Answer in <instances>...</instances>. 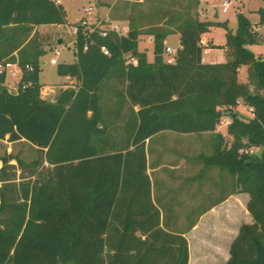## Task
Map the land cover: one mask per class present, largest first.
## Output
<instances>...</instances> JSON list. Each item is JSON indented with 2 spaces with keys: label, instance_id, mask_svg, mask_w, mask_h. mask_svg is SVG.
I'll return each mask as SVG.
<instances>
[{
  "label": "trees",
  "instance_id": "16d2710c",
  "mask_svg": "<svg viewBox=\"0 0 264 264\" xmlns=\"http://www.w3.org/2000/svg\"><path fill=\"white\" fill-rule=\"evenodd\" d=\"M190 6L145 31L131 20L126 36L69 24L78 28L76 61L59 64L57 74L76 84L51 102L40 82L45 38L34 30L67 25L66 10L54 0H0V64L21 71L15 93L0 73V140L28 142L38 153L31 162L0 157V264H188L184 238L172 261L167 243L142 241L134 235L139 227L118 220L126 191L132 201L150 197L147 140L164 131L212 133V154L201 156L205 167L236 178L253 220L241 225L226 264H264V59L249 49L264 36L241 13L232 32L227 21L194 18ZM257 14L264 26V8ZM176 22L180 48L168 64L165 41ZM213 27L226 31L224 47H211L226 48L222 63L203 62L202 36ZM143 34L153 37V62L139 49ZM127 57L137 64L127 65ZM242 67L247 83L239 80ZM240 99L253 108L252 119L235 111ZM224 115L230 140L216 133ZM120 122L122 139L113 135ZM258 147L262 154L250 155Z\"/></svg>",
  "mask_w": 264,
  "mask_h": 264
},
{
  "label": "crops",
  "instance_id": "0c3cea01",
  "mask_svg": "<svg viewBox=\"0 0 264 264\" xmlns=\"http://www.w3.org/2000/svg\"><path fill=\"white\" fill-rule=\"evenodd\" d=\"M54 1L63 5L60 1ZM114 3L109 4L101 0L96 5L98 9L104 11V15L110 16ZM201 16L203 17L201 21H212L206 19L205 12ZM219 18V12H216L212 22L224 23ZM253 25L257 32L264 27L259 26L258 22ZM55 26L58 25H40L35 27L34 32L53 30ZM64 26H68V24ZM229 27L231 28L230 22ZM210 32H212V28ZM210 32L202 36L203 45L206 47L203 53V62L211 64L225 62V49L211 48L224 46L225 43L215 44L213 39L209 37ZM144 38L147 39L145 40L147 46H143ZM60 39L62 38H59L58 41ZM62 40L64 43V39ZM166 47L178 51L180 48V34L178 32L168 36L165 41ZM250 47L253 48V46ZM139 49L147 53L149 62H153L154 42L152 36L142 35L139 40ZM214 50L217 52H213ZM260 54H264V52H259L256 55ZM163 57L166 62L167 56L163 55ZM136 64L137 62L134 65ZM11 70L17 73L15 77L19 81L21 76L18 66L13 64ZM64 78L65 81L72 79L70 77ZM64 89L67 88L64 87ZM44 93L42 90V98L51 102H55L59 96L48 99ZM135 109L138 110V107ZM216 133H221L224 137L227 136L219 126ZM168 134L181 140L168 143L164 140V136ZM206 135L210 138L208 150L212 154V133L181 134L164 131L155 135L151 141L147 140V173L152 183L150 197H138L132 201L129 197L132 191H126L128 196L123 197L124 207L122 211L124 213L119 216L118 220L120 222L129 221L135 227H139L135 230L134 235L142 241L155 240L158 246L167 243V248H164L172 261L179 257L182 246L181 238H184L188 244V264H226L230 258V246L238 235L237 230L234 229L238 221L240 203H245L247 206L250 197L246 193H239L236 178L229 173L218 168L206 169L201 156L207 155L204 153L197 155L200 148L198 143L193 144L196 149L194 154L187 152L185 147L190 144H183L186 138ZM130 206L132 214L128 216L127 210ZM247 213L249 214L248 211ZM142 224L144 228H141L140 225Z\"/></svg>",
  "mask_w": 264,
  "mask_h": 264
},
{
  "label": "rangeland",
  "instance_id": "374dc122",
  "mask_svg": "<svg viewBox=\"0 0 264 264\" xmlns=\"http://www.w3.org/2000/svg\"><path fill=\"white\" fill-rule=\"evenodd\" d=\"M63 3V6L66 10L67 15V21L68 26L64 25H58L53 28V30H45V31H39L38 33L45 38L44 41V48L46 51V55L42 57V60L40 62V82L44 86L42 90L45 92L44 96L48 99H54L57 97V95L60 94V92L65 88L74 87L76 84L75 79L67 80L65 81L64 77H61L57 74V67L59 64L62 63H73L75 61L76 55H75V45L73 44L74 38L70 35V29L72 28L69 26V24H75L79 21H82L83 19H87L91 23L99 24V22L103 21V15L104 11L102 12L101 9L97 10V15L94 12L93 14L89 15L85 13V10L89 7H95L96 4H99L101 0H57ZM105 2H108L109 4L114 3V7L112 12H110V18L114 21H117L120 24L127 25L130 27V21L134 20L136 24L141 25L144 27L142 30H147L148 26L150 24H156L159 26L166 25V20L168 19V16L171 13L178 12L182 15L188 5H191V15L194 18H198L199 20L203 19L201 16L206 13V19L214 21V15L216 12H219L220 18L219 20L221 22L228 23L231 25V28L229 29L232 32H235V29L238 26L237 23V14L241 13L245 15L252 24H255L258 22V14L257 11L260 8H264V0H236L234 4L226 11V13H223V4L225 0H200V4L198 7H196L195 0L193 2L189 3V0H159L157 3V0H142V2H139L138 0H104ZM202 1V3H201ZM153 7L158 10H152ZM152 14H155L154 17H152ZM149 15V17H147ZM151 17V18H150ZM205 17V16H204ZM126 21H125V20ZM124 20V21H123ZM207 21V20H206ZM229 21V22H228ZM159 23V24H158ZM176 22L172 24V30L176 33ZM260 26V25H259ZM258 26V27H259ZM263 28V29H262ZM261 30L258 32L260 35L264 36V27H262ZM225 29L220 27H213L212 32L209 33V37L213 39V42L215 44H224L226 43V36H225ZM146 35V34H143ZM62 38L64 39V43L62 45L58 44V39ZM147 40L146 38L143 39V46H147ZM203 44V39H202ZM218 47H224V46H218ZM218 49V48H213ZM225 49V61L227 60V51ZM250 50H252L255 55L259 52H264V44L255 45L253 48L249 47ZM56 50H60V54H56ZM214 50L213 52H217ZM214 54V53H213ZM257 56V55H256ZM257 57H263V54L258 55ZM56 59L58 61L57 65L51 64V60ZM264 59V58H263ZM45 63V64H44ZM11 68H9L10 71ZM12 71V70H11ZM239 80L243 83H247V70L246 67H242L240 70ZM18 84L17 77L12 76L11 74L7 77V81L5 84V87L7 90H9L11 93L16 92ZM48 88V89H44ZM251 91L255 90L254 86H250ZM223 108H221L222 110ZM235 111L238 112L241 117L244 120H249L254 117L253 114V108L250 106H247L242 99L239 100L238 106L235 108ZM229 119L231 118L224 115L222 119ZM221 128V131H223L225 134H227V129L224 125V123L218 125ZM114 133L113 135L115 138L122 139L124 133L122 132L121 122L116 126H113ZM209 136H197V137H191L186 138L185 142L183 144H190L188 147H185L187 152H191L190 154H194L196 152L195 146L193 144L198 143L199 150L197 152V155L204 153V155L211 154V151L208 150L209 146ZM227 140L229 139V136L227 134L226 136ZM164 140H166L168 143H174L179 142L181 139L176 138L172 135H166L164 136ZM206 148V149H205ZM250 155L254 157H259L262 152L263 148H253L250 151ZM12 155L15 157H20L26 162H31L38 157L37 149L36 147L32 146L28 142L20 141V142H10L8 140V137L5 140H0V157ZM197 163V162H196ZM200 165H202L201 162H199ZM11 164L17 165L16 161H12ZM197 165H199L197 163ZM2 166V163H0V167ZM18 174H20L19 168ZM19 181V180H17ZM1 185V184H0ZM252 217L247 213L246 205L245 203H240V208L238 212V221L237 225L234 230H237L239 232V229L242 224L244 223H252ZM234 228V226H233ZM234 233V232H233Z\"/></svg>",
  "mask_w": 264,
  "mask_h": 264
},
{
  "label": "built area",
  "instance_id": "2783aa9c",
  "mask_svg": "<svg viewBox=\"0 0 264 264\" xmlns=\"http://www.w3.org/2000/svg\"><path fill=\"white\" fill-rule=\"evenodd\" d=\"M138 1L141 2L142 0H138ZM234 3H235V0H226V1H224L223 10L227 11V9L229 7H231L232 4H234ZM97 10H98V7L96 5L95 7L87 8L85 10V13L91 15V14H93L95 12L96 13L95 15H97V13H98ZM102 20L103 21L99 22V24H96V23L89 22L85 18L82 21H80L79 23L86 29L87 28H91V29L98 28L100 30L102 36H108L111 32L112 33H116L119 36H126L128 34V32H129V27L128 26L122 25V24L118 23L117 21L112 20L108 14L104 15ZM69 32H70V35L74 38L73 44L75 45L76 36L78 34V28L77 27H72ZM102 51L104 52L105 55H109V51L106 49V47H102ZM56 54L59 55L60 54V50H56ZM176 54H177L176 50H173L170 47H166L165 50H164V55L167 56L166 63L174 64L175 63ZM262 58H264V54H263ZM50 62L53 65H57L58 64V61L56 59H52ZM136 62H137V60L135 58L127 57V60H126V64L127 65H129V64L134 65ZM12 66H13V64H11V63H8L6 65L0 64V73L5 72L7 74V76H9L11 74L12 76L15 77L17 75V73L15 71H9V68H11ZM19 73H20V76H21L20 69H19ZM222 123H224V125L226 127H229L231 125V120L223 118L220 121V124H222Z\"/></svg>",
  "mask_w": 264,
  "mask_h": 264
},
{
  "label": "water",
  "instance_id": "95a60500",
  "mask_svg": "<svg viewBox=\"0 0 264 264\" xmlns=\"http://www.w3.org/2000/svg\"><path fill=\"white\" fill-rule=\"evenodd\" d=\"M58 44H59V45H62V44H63V40L60 39V40L58 41Z\"/></svg>",
  "mask_w": 264,
  "mask_h": 264
}]
</instances>
